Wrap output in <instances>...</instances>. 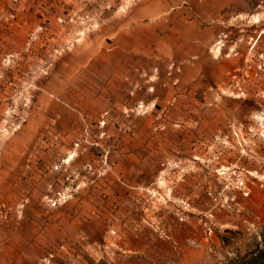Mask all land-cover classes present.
Segmentation results:
<instances>
[{
	"label": "rangeland",
	"instance_id": "obj_1",
	"mask_svg": "<svg viewBox=\"0 0 264 264\" xmlns=\"http://www.w3.org/2000/svg\"><path fill=\"white\" fill-rule=\"evenodd\" d=\"M22 1L9 18H31L25 48L0 46V264H225L264 248V0H104L119 19L166 5L170 96L157 72L123 100L83 52L99 0ZM201 69L211 83L195 84Z\"/></svg>",
	"mask_w": 264,
	"mask_h": 264
},
{
	"label": "crops",
	"instance_id": "obj_2",
	"mask_svg": "<svg viewBox=\"0 0 264 264\" xmlns=\"http://www.w3.org/2000/svg\"><path fill=\"white\" fill-rule=\"evenodd\" d=\"M11 4L12 0H0V46L11 49L13 43L21 50L25 48L26 28L31 18L24 11L20 13L18 20L12 23L9 18ZM27 4H31L30 0H23L21 3L24 9L27 8ZM111 7V3L99 0L92 9V15L102 25L92 30L90 42L83 49L85 56H89L90 74L94 76L96 70L103 68L109 80L110 91L118 99L123 100L128 93L132 94L131 91L145 87L146 79H155L158 72L159 78L155 84L158 86L160 96L168 99L169 89H166L165 94L162 88L171 84V80L166 77L168 70L166 57L169 56L166 53V13L163 12L166 5L161 9L147 6L144 12L138 13L137 10L128 19H119L116 12H111ZM108 22L109 24H106ZM159 31L163 36L158 35ZM114 35L116 48L106 45L105 40ZM182 40L186 42L187 39ZM178 44L182 45L179 42ZM156 49L159 50L157 55ZM191 55L192 53H188L187 57ZM213 76L211 69H201V75L195 74L194 82L200 86L203 82L208 84L211 83ZM184 83L189 84V81L184 79ZM141 89L137 90L136 96L141 94L139 91ZM97 100L90 99V102ZM93 107L95 111L98 109L95 104Z\"/></svg>",
	"mask_w": 264,
	"mask_h": 264
},
{
	"label": "trees",
	"instance_id": "obj_3",
	"mask_svg": "<svg viewBox=\"0 0 264 264\" xmlns=\"http://www.w3.org/2000/svg\"><path fill=\"white\" fill-rule=\"evenodd\" d=\"M225 264H264V248L258 245L245 255L237 254L235 257H230Z\"/></svg>",
	"mask_w": 264,
	"mask_h": 264
},
{
	"label": "built area",
	"instance_id": "obj_4",
	"mask_svg": "<svg viewBox=\"0 0 264 264\" xmlns=\"http://www.w3.org/2000/svg\"><path fill=\"white\" fill-rule=\"evenodd\" d=\"M142 108H144V105H142ZM238 185H241V186H243L244 185V182L241 180V179H239L238 180ZM65 195L63 194V193H58L57 194V197H54V198H52L50 201H51V203H52V205L53 206H56L57 204H58V199L59 198H61V197H64Z\"/></svg>",
	"mask_w": 264,
	"mask_h": 264
}]
</instances>
